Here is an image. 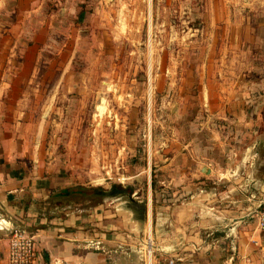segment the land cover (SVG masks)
Here are the masks:
<instances>
[{"label": "rangeland", "instance_id": "obj_1", "mask_svg": "<svg viewBox=\"0 0 264 264\" xmlns=\"http://www.w3.org/2000/svg\"><path fill=\"white\" fill-rule=\"evenodd\" d=\"M61 2L58 8L66 11L25 24L28 31L41 23L48 35L41 57L21 74L26 114L1 132L21 142L10 147L5 169L43 173L39 203L45 213L58 206L117 209L119 215L108 212L107 220L122 219L117 231L124 251L133 249L149 264L147 251L168 225L161 219L162 203L169 201L163 175L178 173L184 144L200 133L212 139L208 127L227 122L219 118L227 107L264 106V4ZM12 22L15 17L0 14L7 56L12 44L32 42L28 35L23 41L7 37ZM79 189L82 194L71 195Z\"/></svg>", "mask_w": 264, "mask_h": 264}, {"label": "crops", "instance_id": "obj_2", "mask_svg": "<svg viewBox=\"0 0 264 264\" xmlns=\"http://www.w3.org/2000/svg\"><path fill=\"white\" fill-rule=\"evenodd\" d=\"M59 4L61 0H0V14L16 18L6 36L23 41L28 35L32 41L12 44L8 56V49L0 46V133L11 131V123L16 127L26 114L21 107L27 96L21 74L34 66L46 46L47 29L40 23L33 30L29 21L32 28L26 31L27 19L66 11ZM14 51L20 52V59L12 57ZM254 103L234 105L232 111L227 107L219 117L227 120L225 124L209 123L214 127L209 128L204 123L212 139L200 138V133L187 141L178 155V173H164L163 189L167 188L169 201L162 203L161 219L168 225L162 227V239L152 248L153 264H168L169 259L175 264H264V232L255 227L256 211L264 199V106ZM15 136L0 134V264H4L14 227L9 228L8 222L34 235L35 264H141L133 249L126 252L122 247L117 231L122 230V219L107 220L108 212L119 215L117 209L97 205L90 212H80L58 206L51 214L40 209V193L47 182L43 173L5 169L10 147L21 143Z\"/></svg>", "mask_w": 264, "mask_h": 264}, {"label": "built area", "instance_id": "obj_3", "mask_svg": "<svg viewBox=\"0 0 264 264\" xmlns=\"http://www.w3.org/2000/svg\"><path fill=\"white\" fill-rule=\"evenodd\" d=\"M255 227L258 231L264 232V199L256 211ZM8 238V252L4 264H35V237L30 231L20 226H14L11 228ZM147 256L148 262L151 264V249L147 251ZM168 264H175V260L169 259Z\"/></svg>", "mask_w": 264, "mask_h": 264}, {"label": "trees", "instance_id": "obj_4", "mask_svg": "<svg viewBox=\"0 0 264 264\" xmlns=\"http://www.w3.org/2000/svg\"><path fill=\"white\" fill-rule=\"evenodd\" d=\"M150 187L153 189V187H154V175H153V173H151V179H150ZM82 194L83 192H82V189L80 190H77V192L75 191V192H73V194H71V195H73V196H75V194Z\"/></svg>", "mask_w": 264, "mask_h": 264}, {"label": "water", "instance_id": "obj_5", "mask_svg": "<svg viewBox=\"0 0 264 264\" xmlns=\"http://www.w3.org/2000/svg\"><path fill=\"white\" fill-rule=\"evenodd\" d=\"M23 229H26V228H23Z\"/></svg>", "mask_w": 264, "mask_h": 264}]
</instances>
